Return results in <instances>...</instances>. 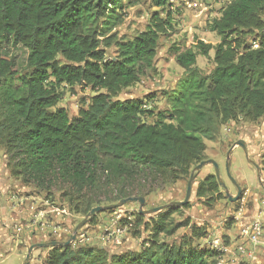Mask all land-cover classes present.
I'll return each instance as SVG.
<instances>
[{"label": "trees", "instance_id": "16d2710c", "mask_svg": "<svg viewBox=\"0 0 264 264\" xmlns=\"http://www.w3.org/2000/svg\"><path fill=\"white\" fill-rule=\"evenodd\" d=\"M123 1L0 0V40L27 52L23 73L0 56V148L22 182L48 188L59 180L82 192L95 184L106 159L118 175L144 167L175 183L204 160V142L216 139L220 125L264 116V0L229 2L206 26L219 37L216 46L195 38L190 49H174L183 75L167 94L169 114H157L152 124L143 121L152 113L141 100L116 98L152 70L159 41L173 28L169 2L179 0H150L159 13L125 42L107 36L119 23L115 12ZM112 46L114 56L107 58ZM210 51L214 67L203 76L196 56ZM63 86L94 94L73 118L57 108ZM195 197L222 198L215 176L198 183ZM175 212L151 221V237L139 251L109 255L99 247H55L45 264H217L219 254L198 242L202 229L192 230L196 244L159 240L179 228L170 227Z\"/></svg>", "mask_w": 264, "mask_h": 264}, {"label": "rangeland", "instance_id": "374dc122", "mask_svg": "<svg viewBox=\"0 0 264 264\" xmlns=\"http://www.w3.org/2000/svg\"><path fill=\"white\" fill-rule=\"evenodd\" d=\"M192 1H195V7ZM192 1L169 2L167 9L172 13L173 28L161 37L152 60V70L142 76L138 83L122 90L116 98L120 101L141 100L152 113L143 117L147 124L154 123L157 114H169L167 94L175 90L183 75V70L175 61L174 49H190L195 38L204 44L216 46L220 39L206 26L219 18L222 9L232 0ZM159 11L150 0H124L122 8L115 12L119 23L107 36H112L116 41H129L144 32L152 14ZM262 19L264 21V11ZM114 53L113 46L106 49L107 58L113 57ZM0 56L15 62L20 73L25 71L27 52L23 48L0 40ZM212 59L213 51L207 57L196 56L195 66L203 76L213 69ZM63 87L59 89L57 108L65 109L68 117L73 118L94 94L89 89ZM225 125L219 126L214 141L204 142L203 161L213 160L218 164L220 181L228 194L235 197L237 189L226 173V156L230 151L229 173L240 190L239 198L233 202L229 201L222 187H219L220 200L210 202L195 197L198 183L207 175L214 176L211 165L204 166L198 172L190 197L184 202L189 177L197 165L192 166L183 180L167 183L144 167H128L126 174L118 175L109 166L108 160L103 159L95 184L77 192L59 180L48 188L22 182L11 174L7 157L0 148V264H24L29 247L35 244L67 242L75 227L84 219L86 223L70 243L71 249L99 247L109 255L139 251L151 237V221L169 210L176 211L170 218V227L179 228L172 236H159V240L166 243H177L182 238L192 239V230L202 229L205 236L198 241L201 247L209 248L213 239H218L224 246H231V243L236 246L240 243L241 231L258 222L263 230L260 248L253 247L250 251L256 257L254 264L264 263V116L254 122L240 119L229 123L228 127ZM238 141L244 142L248 159L240 147L231 150ZM252 163L260 170V178ZM132 197L144 200L142 211L160 210L141 213L143 218H138L139 204L128 202L87 218L88 213L96 207L117 205L119 201ZM192 241L198 243L194 239ZM48 252L49 248L33 250L27 264H45Z\"/></svg>", "mask_w": 264, "mask_h": 264}, {"label": "water", "instance_id": "95a60500", "mask_svg": "<svg viewBox=\"0 0 264 264\" xmlns=\"http://www.w3.org/2000/svg\"><path fill=\"white\" fill-rule=\"evenodd\" d=\"M235 147H240L243 151H244V154L246 156V158L248 159V156H247V152H246V148H245V145H244V142L242 141H238L234 144V146L231 148V150ZM229 155H230V151L227 153V156H226V173H227V177L228 179L231 181V183L233 185H235L236 189H237V193L235 195V197H231L228 192L226 191V187L224 185V183H222L220 181V173H219V168H218V164L213 161V160H207V161H202L200 162L195 168H194V172L191 173L190 177H189V180H188V183H187V188H186V193H185V200L184 202H186L188 200V198L190 197V194H191V190H192V183H193V180L197 177V174L198 172L206 165H211L213 167V170H214V176L217 180V183L219 185V187H222L225 191H226V196L228 197L229 201H236L238 198H239V194H240V190L238 188V186L236 185L235 181L232 179V177L230 176V173H229V165L230 163L228 162L229 160ZM253 166L256 168L257 170V174H258V177L260 178V170L258 169V167L252 163ZM259 183L262 184L261 180H259ZM263 190H264V186H262ZM128 202H136L139 204V212L140 213H155V212H158L160 210V208H156V209H152L150 210L149 212H145V211H142V207L144 205V200L142 198H127V199H123L121 201H119V203L117 205H112V206H108V207H96L94 209H92L88 215H87V218H90L91 216H93L94 214L96 213H100L102 212L103 210H110V209H115L117 207H120ZM183 202V203H184ZM182 203V204H183ZM86 223V219H84L83 221H81L74 229V232H73V235L69 238V240L67 242H64V243H60V242H49V243H40V244H35V245H32L31 247H29L28 251H27V256L25 258V263L24 264H27V262L29 261L30 259V256H31V253L33 250L35 249H42V248H55V247H67L70 245V243L72 241L75 240V237H76V233L77 231Z\"/></svg>", "mask_w": 264, "mask_h": 264}, {"label": "built area", "instance_id": "2783aa9c", "mask_svg": "<svg viewBox=\"0 0 264 264\" xmlns=\"http://www.w3.org/2000/svg\"><path fill=\"white\" fill-rule=\"evenodd\" d=\"M192 6H196L195 1H192ZM225 126L228 127L229 123ZM262 233V226L255 222L241 231L240 243L236 246H224L218 239H213L208 247L219 254L217 264H225V262L226 264H239L242 261L256 263V257L250 248L253 250V247L257 249L260 247Z\"/></svg>", "mask_w": 264, "mask_h": 264}, {"label": "crops", "instance_id": "0c3cea01", "mask_svg": "<svg viewBox=\"0 0 264 264\" xmlns=\"http://www.w3.org/2000/svg\"><path fill=\"white\" fill-rule=\"evenodd\" d=\"M233 243H234V242H233ZM231 246L234 247V245H232V243H231ZM259 248H260V247H259Z\"/></svg>", "mask_w": 264, "mask_h": 264}]
</instances>
